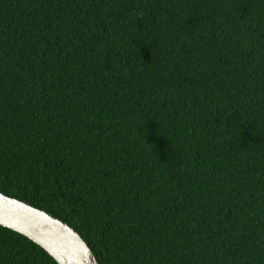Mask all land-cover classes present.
Segmentation results:
<instances>
[{
    "label": "trees",
    "instance_id": "obj_1",
    "mask_svg": "<svg viewBox=\"0 0 264 264\" xmlns=\"http://www.w3.org/2000/svg\"><path fill=\"white\" fill-rule=\"evenodd\" d=\"M0 193L99 264H264V0H0Z\"/></svg>",
    "mask_w": 264,
    "mask_h": 264
},
{
    "label": "water",
    "instance_id": "obj_2",
    "mask_svg": "<svg viewBox=\"0 0 264 264\" xmlns=\"http://www.w3.org/2000/svg\"><path fill=\"white\" fill-rule=\"evenodd\" d=\"M0 226L27 237L58 264H99L84 239L47 211L0 193Z\"/></svg>",
    "mask_w": 264,
    "mask_h": 264
}]
</instances>
